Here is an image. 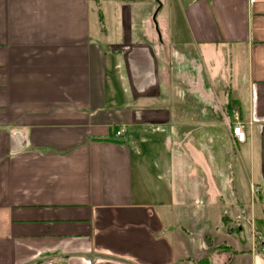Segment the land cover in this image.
Wrapping results in <instances>:
<instances>
[{
	"label": "crops",
	"instance_id": "obj_1",
	"mask_svg": "<svg viewBox=\"0 0 264 264\" xmlns=\"http://www.w3.org/2000/svg\"><path fill=\"white\" fill-rule=\"evenodd\" d=\"M262 230L264 0H0V264H264Z\"/></svg>",
	"mask_w": 264,
	"mask_h": 264
},
{
	"label": "built area",
	"instance_id": "obj_2",
	"mask_svg": "<svg viewBox=\"0 0 264 264\" xmlns=\"http://www.w3.org/2000/svg\"><path fill=\"white\" fill-rule=\"evenodd\" d=\"M199 1V0H195ZM227 126L231 138L236 143H243L246 140L245 124L242 121L240 114V106L230 101L227 106ZM121 131H116V135H120ZM259 249L264 253V230L261 232V238L259 243Z\"/></svg>",
	"mask_w": 264,
	"mask_h": 264
},
{
	"label": "rangeland",
	"instance_id": "obj_3",
	"mask_svg": "<svg viewBox=\"0 0 264 264\" xmlns=\"http://www.w3.org/2000/svg\"><path fill=\"white\" fill-rule=\"evenodd\" d=\"M240 114H241V110H240ZM243 121V120H242ZM226 125H227V123H226ZM246 128V127H245ZM228 130V129H227ZM120 131V130H119ZM115 134H116V131H115ZM121 135V134H120ZM233 140V139H232ZM234 142V141H233ZM236 143V142H235ZM237 144V143H236ZM263 231V230H262ZM261 231V232H262Z\"/></svg>",
	"mask_w": 264,
	"mask_h": 264
}]
</instances>
